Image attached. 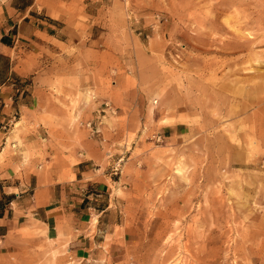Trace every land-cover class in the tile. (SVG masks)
<instances>
[{
    "label": "rangeland",
    "instance_id": "374dc122",
    "mask_svg": "<svg viewBox=\"0 0 264 264\" xmlns=\"http://www.w3.org/2000/svg\"><path fill=\"white\" fill-rule=\"evenodd\" d=\"M63 1L82 47L44 51L34 114L101 149L121 264H264V0Z\"/></svg>",
    "mask_w": 264,
    "mask_h": 264
},
{
    "label": "crops",
    "instance_id": "0c3cea01",
    "mask_svg": "<svg viewBox=\"0 0 264 264\" xmlns=\"http://www.w3.org/2000/svg\"><path fill=\"white\" fill-rule=\"evenodd\" d=\"M78 15L63 0H0V264H42L47 243L75 264L125 259L128 232L113 213L114 180L97 166L101 149L88 138L63 139L34 114L35 96L46 92L37 82L44 51L82 47ZM84 44L86 53L104 51L99 39ZM183 128L177 122L160 131L172 136Z\"/></svg>",
    "mask_w": 264,
    "mask_h": 264
}]
</instances>
